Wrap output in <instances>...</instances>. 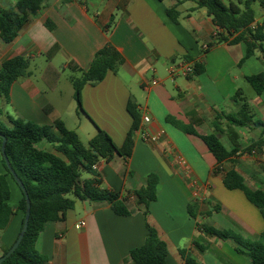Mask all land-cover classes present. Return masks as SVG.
I'll return each mask as SVG.
<instances>
[{
	"label": "crops",
	"instance_id": "crops-1",
	"mask_svg": "<svg viewBox=\"0 0 264 264\" xmlns=\"http://www.w3.org/2000/svg\"><path fill=\"white\" fill-rule=\"evenodd\" d=\"M16 1L0 0V8H11ZM237 1L222 0L226 6ZM259 1L252 4L254 23L264 24ZM174 6L179 12L176 24L166 14ZM47 21L52 30L46 27ZM217 29L206 9L197 8L191 0H47L13 42L0 41V67L18 56L30 61V76L12 85L8 99H0V120L11 116L37 125L59 120L84 145L100 129L120 147L132 125L126 108L131 101L145 130L165 133L157 144L133 137L129 158L113 156L97 163L93 173L101 187L126 197L130 214L115 215L108 202L75 200L62 220L47 223L38 236L36 249L47 264H130L129 251L145 241L146 221L167 243L168 264H185L182 251L198 264H205L211 253L212 264H251L235 251L232 240H220L201 229L232 231L250 241L264 232L259 210L241 191L227 190L222 183L224 173L233 170L249 189L264 192V128L234 127L222 116L239 111L232 97L241 91L253 121L264 123V91L257 95L245 80L264 72V53L256 50L242 62L246 50L242 41L216 44L205 52ZM107 44L122 55L124 63L102 82L83 87L80 111L73 88L67 83L64 89L62 71L79 77L77 70L87 69ZM183 61L200 64L202 73L170 77L171 63ZM152 80L157 85L150 86ZM143 116L150 121L143 123ZM216 117L220 118L217 131L212 125ZM178 123L191 126L198 135L216 136L235 154L217 170L205 144L184 133ZM40 148L54 153L46 143ZM178 158L186 165L181 166ZM1 159L0 150L3 174ZM149 174L158 177V185L146 220L132 193L144 186ZM92 177L82 175V179ZM10 187V205L15 207L20 194L14 185ZM194 201L199 206L195 220L187 213V205ZM214 206L218 212L212 211ZM213 212L223 219L212 222ZM207 220L212 224L205 225ZM20 226L21 215L16 214L0 231V256L14 243Z\"/></svg>",
	"mask_w": 264,
	"mask_h": 264
},
{
	"label": "trees",
	"instance_id": "trees-1",
	"mask_svg": "<svg viewBox=\"0 0 264 264\" xmlns=\"http://www.w3.org/2000/svg\"><path fill=\"white\" fill-rule=\"evenodd\" d=\"M46 1L17 0L11 8H0V41L4 44L13 42L28 23L29 17L37 14ZM191 1L196 4L197 8L206 9L219 30L217 35L212 37L205 52L216 44H237L242 41L246 47L242 62L250 58L256 50L264 53V24L255 30L250 29V25L255 22V12L252 9L255 0H238L237 3L227 6L222 0ZM259 4L264 7V0H260ZM166 14L172 23L178 22L179 12L176 6L167 9ZM45 25L49 30L53 29L49 21ZM51 53L53 51L48 55ZM123 63L122 55L111 44H107L96 52L87 69L77 70L80 76L71 77L70 82L74 91V100L80 111H82L81 91L83 87L85 85L94 86L102 82L108 72H116ZM29 69L30 61L23 56L11 58L2 63L0 99H8L12 85L17 80L30 76ZM202 71V66L195 63L194 75ZM245 80L257 95L264 91V72L247 76ZM232 101L238 106L239 111L233 115H222L231 126L253 125L264 128V123L253 121L254 116L241 91L234 94ZM126 108L132 117V125L120 147H117L111 138L100 129L96 136L84 145L78 135L68 130L59 120L52 125H37L11 116H7L9 125L3 124L0 120V135L7 140L5 154L10 167L24 185L31 205L24 237L14 253L2 264H47V259L36 249L38 236L47 223L62 220L65 213L74 208L75 200L94 203L108 202L115 215L128 216L130 214L126 206L127 198L122 197L120 193L102 188L100 180L92 170V166L101 160L113 156L122 158L131 156L134 145L133 132L138 129L140 120L136 106L131 101L128 102ZM219 119L216 117L212 122L216 131L219 128ZM178 127L184 133L198 137L205 144L216 161L217 170L236 152V150L227 151L214 135H198L191 126H183L180 123ZM41 143L50 145L54 153L40 148ZM1 164L5 173H0V231H4L9 226L12 217L16 214L21 215V230L26 210L25 196L12 178L3 158ZM83 174H91L93 177L82 179ZM222 183L227 190L241 191L246 200L259 210L264 220L263 191L249 189L242 176L233 170L224 173ZM11 184L18 189L20 194L15 207L10 205ZM157 185L158 177L155 174H149L145 178L144 186L132 193L136 205L143 209L146 220L149 216V205L157 198ZM198 207L197 201L187 205L188 216L193 220L196 219ZM218 210V207H212V211L218 212ZM145 228L146 236L143 245L129 251L130 264H168L167 243L160 238L156 229L147 221ZM201 229L205 234L220 240H232L236 245L235 251L247 257L251 264H264V232L258 240L250 241L232 231H218L209 226H203ZM195 245L205 251L203 247ZM9 248H6L2 255ZM181 256L185 264H198L185 251L181 252Z\"/></svg>",
	"mask_w": 264,
	"mask_h": 264
},
{
	"label": "built area",
	"instance_id": "built-area-1",
	"mask_svg": "<svg viewBox=\"0 0 264 264\" xmlns=\"http://www.w3.org/2000/svg\"><path fill=\"white\" fill-rule=\"evenodd\" d=\"M261 24L253 23L250 25V29L255 30ZM219 30L214 33V36L217 35ZM206 49V48H205ZM168 74L170 77H189L194 74V65L192 63H188L186 61L180 63H171ZM157 85L156 80H152L150 86ZM145 88H149V85H145ZM143 123H148L150 121L148 116H143ZM164 131L160 130L155 133L149 132L143 128V125L140 123L137 130L133 132V137L138 139L139 141L146 144H157L160 139L164 136ZM250 154H255V151H250ZM178 163L181 166H185L186 162L182 158L177 159ZM97 169V164L92 166V170L95 171Z\"/></svg>",
	"mask_w": 264,
	"mask_h": 264
},
{
	"label": "water",
	"instance_id": "water-1",
	"mask_svg": "<svg viewBox=\"0 0 264 264\" xmlns=\"http://www.w3.org/2000/svg\"><path fill=\"white\" fill-rule=\"evenodd\" d=\"M0 139H1L0 150H1L2 158L5 161L6 167L9 170V172H10L12 178L14 179L15 183L18 185V187L22 191L23 195L25 196V201H26V210H25V215H24L21 230H20L16 240L14 241V243L8 249V251L5 254L0 256V264H2L7 258H9L14 253V251L17 249V247L19 246V244L21 243V241L24 237V234H25L27 227H28V221L30 218L31 205H30V200L28 198L27 192L24 188V185L22 184L20 179L17 177V175L15 174L13 169L10 167V163L8 161L6 154H5V146H6L7 140L4 136H1V135H0Z\"/></svg>",
	"mask_w": 264,
	"mask_h": 264
},
{
	"label": "rangeland",
	"instance_id": "rangeland-1",
	"mask_svg": "<svg viewBox=\"0 0 264 264\" xmlns=\"http://www.w3.org/2000/svg\"><path fill=\"white\" fill-rule=\"evenodd\" d=\"M72 76H75V75H73V74H71V72L70 71H62V78H63V80H62V84L64 85V89L66 90V84L68 83L69 84V86L70 87H72V85H71V82H70V78L72 77ZM67 84V85H68ZM4 116V115H3ZM1 121H2V123L3 124H5V125H8V122L7 121H5L3 118H1ZM70 197V196H69ZM11 203H14V201L12 202L11 201ZM211 219H213L212 220V222L215 220V221H218V220H221V219H223V217H222V214L220 215V214H217V213H212L211 214ZM209 218V217H208ZM204 224L205 225H207V224H212L211 223V221H209V220H207V223H205V221H204ZM211 255H213V253H211V254H209V256L205 259V264H212V256Z\"/></svg>",
	"mask_w": 264,
	"mask_h": 264
}]
</instances>
